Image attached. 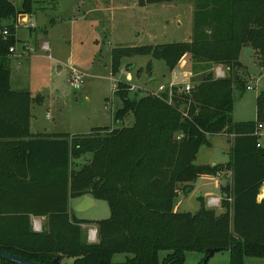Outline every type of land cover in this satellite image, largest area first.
Returning a JSON list of instances; mask_svg holds the SVG:
<instances>
[{
    "label": "trees",
    "instance_id": "16d2710c",
    "mask_svg": "<svg viewBox=\"0 0 264 264\" xmlns=\"http://www.w3.org/2000/svg\"><path fill=\"white\" fill-rule=\"evenodd\" d=\"M33 2L23 0L18 9L0 0V30L11 32L6 40L0 35V250L40 264L58 257V264H117L116 254L126 255L121 264H189L188 253L201 254L198 264H207L208 249L228 251L229 264L264 259V140L258 135L264 92L256 98V120L233 119L235 99L247 88L240 74L243 47L251 46L264 68V0H195L191 41L112 49L114 75L132 56L163 61L171 71L189 57L192 91L180 85L172 95L130 98L129 86L119 83L114 93L122 106L114 121L133 115V124L81 136L34 135L32 105L43 97L11 87L10 48L18 43L12 22L31 14ZM217 65L229 74L216 78ZM214 136L232 138L231 160L197 165L200 148ZM224 172L232 186L223 188V213L204 202L195 214L174 209L180 185L188 194L197 178ZM86 196L110 208L108 219L94 222L95 243L84 240L87 222L70 211L71 199ZM34 219L43 220L41 232L34 231Z\"/></svg>",
    "mask_w": 264,
    "mask_h": 264
},
{
    "label": "rangeland",
    "instance_id": "374dc122",
    "mask_svg": "<svg viewBox=\"0 0 264 264\" xmlns=\"http://www.w3.org/2000/svg\"><path fill=\"white\" fill-rule=\"evenodd\" d=\"M57 1L59 12L70 18L66 17L61 24L51 30L49 35L51 52L36 50L33 51V54L40 55L31 58L28 51L23 50V42L31 38L30 31L34 26L32 20L27 23V20L23 19L24 27L19 28L17 36L20 41H23L18 45V52L22 53L23 51L24 56L15 58L12 62V88L16 89L19 85L20 89L31 92L35 100L43 97L42 103L35 101L32 105L34 131L37 129L41 132L52 131L53 128V131L81 136L88 135L92 129L97 127L117 126L114 115L121 108L122 102L114 93V85L116 79H123L124 76L121 71L131 70L134 77L133 84L138 88L135 91H130V98H139L150 94V92H155L160 85L166 86L173 79V73L163 61L139 56L122 59L120 72L115 74V77H111L113 73L111 50L187 41L186 30L189 29L193 18L191 5L195 11V0H166L162 2H156V0H119L121 4L118 7L119 10L109 6L110 11L103 12L102 30L98 25H93L90 17L87 19L73 18L74 15L79 16L84 12L82 6L75 9V6L78 7L79 0ZM13 2L17 7H20L23 0H14ZM46 2H50L53 7L55 5V0H34L32 13L41 12V8L46 7ZM136 2L140 5L136 6ZM159 2L168 5L166 15L173 20V29L177 19L183 22V27L179 33L174 34L170 31L164 36L162 35L164 33L162 24L142 28L140 21H137L139 25H136L135 29L133 28L131 21L134 20V12L140 10L138 6L145 3H147L146 5L158 4ZM106 4H108V0H103L105 9L107 8ZM160 10L162 13V8ZM40 28L37 27L36 31L42 33ZM97 39L99 43H96ZM96 52L98 53L96 54ZM94 56L95 62L100 67L94 63ZM240 61L245 67L240 74L250 89H244L242 95L236 97L233 119L235 122L254 121L256 120V98L259 93L264 92V76L257 83L261 71L257 66L252 47H243ZM149 63H151V69L148 68ZM182 68V70L177 71L179 81H184V76L187 75L190 80L192 74L188 72L191 70V65L187 67L184 63ZM73 69L84 74V82L77 90L70 82ZM125 122L119 125L127 124ZM43 128L45 130H40ZM209 141L210 145H204L200 148L195 161L197 165L212 167L225 164L224 161L231 160L232 150L228 138L210 137ZM190 185L192 191L188 194L184 192V185L179 186L180 191L174 201L176 211L195 214L199 211L202 202L208 208L215 210L217 214L225 211L222 207L223 188L232 186L230 173L224 172L221 173V176H201ZM211 198H220L219 204L213 207L208 206V201ZM76 209L77 205L73 207V213L78 219L87 222L82 225L83 237L86 242L90 243L88 230L91 228L98 230V226L94 222L110 217L109 205L106 201L97 200L94 206L82 211ZM41 223L43 229L44 222L41 220ZM165 255L166 252L160 253L161 258ZM201 257L202 255L199 253H188L187 262L198 264ZM126 260L125 254H116L113 258V262L117 264L124 263ZM71 261L64 259L62 264H72ZM229 261L230 253L221 251L212 256L207 264H229ZM245 264H264V259L247 257Z\"/></svg>",
    "mask_w": 264,
    "mask_h": 264
},
{
    "label": "crops",
    "instance_id": "0c3cea01",
    "mask_svg": "<svg viewBox=\"0 0 264 264\" xmlns=\"http://www.w3.org/2000/svg\"><path fill=\"white\" fill-rule=\"evenodd\" d=\"M11 1H14V0H11ZM57 2L58 1L55 0L54 7H53V5H50V2H46V4H45L46 7H42L41 8V12H37V13L33 12L32 14H21L19 16L20 19L22 18V20L23 19L27 20V23H29L30 20H32L33 21V25L35 27L33 26V28H31V31H30L31 38L27 39V41H24V42L19 40L17 35H18L20 29L17 30V33H16V38H17V41H18V43L16 45L17 54L16 55H12V61H11V80H10L11 81V87L13 85V82H12V62H13V60L15 58L16 59L17 58H22L24 56V52L23 51H22V53L18 52V48H19L18 45H19L20 42L24 43V45L22 46L23 50L25 49L26 46L29 47L30 49L33 48L32 51H30V53H29V57H31V58L32 57H37V56L40 55V54H36V55L33 54V51H36V50H39L40 52H47V53L51 52V44H50V41H49L50 32L55 27H57L59 24H61L65 20L66 17H68L67 15H62L59 12V9H58L59 4H57ZM78 2H79L78 3V7L75 6V9H79L82 6V8L84 9V12L81 15H79V16L73 14L74 15L73 18L80 17L79 19H87L88 17H90L91 20H92L91 22L93 23V25H96V26L98 25L101 30H102V25H103V12L104 11H110L109 10V6L111 8H113V9H118V7L121 6V4L119 3V0H108V4H106V7H107L106 9L103 7V0H79ZM22 3L20 5V7H17V5L14 2V4L16 5V7L18 9H21ZM136 3H137L136 6L140 5V3H138V2H136ZM146 4L147 3H145L143 5H146ZM143 5L138 6V8L140 10L134 12V20L131 21L134 29H135L136 25H139V23L137 21H140L141 22L140 26L142 28H144V27L150 28V26H155L156 24H162V31L164 32L162 35H164V36H166L165 34L169 33L170 31H172L174 34H177V33L180 32V29L183 27V22L180 19H177L175 21V24H174L175 25V28H174L175 30L172 28V25H173L174 22L170 18V16L166 15V12L168 10V5L167 4L158 3V4H148L146 6H143ZM174 6H177V5H174ZM191 6L193 8V15H194V7H193V5H191ZM161 8H162V13H161V10H160ZM85 9H86V11H85ZM26 18H28V19H26ZM68 18H70V17H68ZM160 19H162V20L160 21ZM22 26L24 27V25H22ZM37 27H41L40 30L42 29V33L36 31ZM188 28L189 29L186 30L187 41H191L192 35H193V18L191 19V23H190V26ZM182 42H185V41H182ZM96 43H99L98 39L96 40ZM44 44H47L48 50H44L43 49V45ZM245 47H251V46L248 45V46H245ZM253 51H254V56L256 58L257 66L259 67V69L261 71V75L257 79V83H259L261 81V79H262V76H264V68L261 67L260 62L258 60V57H257L256 52H255L254 49H253ZM97 53L98 52H96V54ZM96 54H95V56H96ZM241 54H242V51H241ZM95 56L93 58L94 63L96 64V66L100 67L99 64L95 62ZM49 59H52V57H49ZM241 61H242V59H241ZM184 63H185V66L189 67L191 65L190 58L189 57H184L182 59L180 65H179V67L176 68V69L177 70H182L183 69L182 67H184ZM212 71H213V73H214L216 78H224V77H226L227 73L229 74V69L227 67L223 66V65L215 66ZM170 72H173V71H170ZM217 72H219V73H217ZM188 73L190 74V71ZM184 77H185V80L184 81H180V82L189 81L188 75L184 76ZM249 88H250V86L248 85L247 89H249ZM13 90L14 91H24L23 89L19 88V85H17V88L13 89ZM32 114H33V112H32ZM33 118L34 117L32 116L31 132L34 135H37V134H59V133H64V132L53 131L52 127H51L52 131L41 132V131H39V129H37V131H34L33 130V128H34ZM124 122L127 123V124H125L127 126L133 124V122H134L133 115H129L124 120ZM124 122H119L117 124L118 125L119 124H123ZM40 130H45V128L40 129ZM71 135H75V134H71ZM214 137H217V136H214ZM219 137H225V136H219ZM226 138H228V137H226ZM228 139H229V142H230V144H229L230 148L232 150V143H231V139L232 138L231 139L228 138ZM230 158H231V152H230ZM229 161H230V159H229ZM229 161H224L223 163H227ZM88 197L91 198V200L93 202V205H91V206H94L97 200H95L94 198H92L90 196H88ZM83 199H84V197L75 198V199H71L70 200V211L72 213H73V207L76 206V205L78 206L83 201ZM259 200L260 201L264 200V186L261 188L260 195H259ZM221 213H223V212H221ZM38 220H40V219H38ZM202 257H201V260H202ZM71 263H72V261H71Z\"/></svg>",
    "mask_w": 264,
    "mask_h": 264
},
{
    "label": "built area",
    "instance_id": "2783aa9c",
    "mask_svg": "<svg viewBox=\"0 0 264 264\" xmlns=\"http://www.w3.org/2000/svg\"><path fill=\"white\" fill-rule=\"evenodd\" d=\"M22 25H23V21H22V18L20 19V17L17 20L12 22V26L15 28V30H18ZM28 28H30V27H28ZM0 35L3 37L4 40H6L11 35L10 29L8 27L4 26L0 30ZM43 49L48 50L47 44L43 45ZM24 50L28 51V53H30V51H32V49H30L27 46L25 47ZM10 54L11 55L17 54L16 46L10 48ZM177 71H179V70H177V69L173 70V72H172L173 73V79L169 82L168 85H166V86L160 85L155 92H150V94L159 95L160 93L168 91L169 94L172 95L173 89L175 87L180 86V85L184 86V90H183L184 93L190 94L192 91V85L190 84V80L187 82H180L179 81V74ZM121 74L124 77H123V79L120 78V79L115 80L116 84L114 85V89H115L114 91H116L118 89V84L122 83V82L126 83L129 86L130 91H135L136 89H138L137 86L133 84L134 77L132 76L131 70L121 71ZM111 77H115L113 73L111 74ZM70 82L76 90L79 89L80 86L84 82V74L80 71L73 69V71L71 73V77H70ZM258 135L261 137V140H264V125H262V124L258 126ZM259 144L261 145V143H259ZM220 175L221 174H219L218 176H220ZM219 202H220V198H211L208 201V206H210V207L216 206L219 204ZM33 229L36 232L42 231V224H41L40 220H38V219L33 220ZM97 236H98V230L97 229L91 228L88 230V241L90 243H95L98 239ZM0 264H1V258H0ZM17 264H19V263H17Z\"/></svg>",
    "mask_w": 264,
    "mask_h": 264
},
{
    "label": "water",
    "instance_id": "95a60500",
    "mask_svg": "<svg viewBox=\"0 0 264 264\" xmlns=\"http://www.w3.org/2000/svg\"><path fill=\"white\" fill-rule=\"evenodd\" d=\"M93 205V202L91 200V198H89L88 196L84 197L83 201L77 206V211H82L84 209H86L87 207ZM219 250L218 249H208L205 251V254H207L209 257L214 256V254L218 253ZM0 258L3 260H7V261H14L17 262L19 264H40L37 262H33L21 257H17L14 255H11L7 252L1 251L0 250ZM59 263V257L55 260V264Z\"/></svg>",
    "mask_w": 264,
    "mask_h": 264
}]
</instances>
